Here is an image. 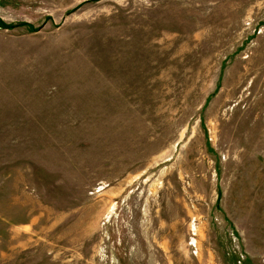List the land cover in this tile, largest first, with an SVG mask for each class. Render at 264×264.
<instances>
[{
    "label": "rangeland",
    "instance_id": "rangeland-1",
    "mask_svg": "<svg viewBox=\"0 0 264 264\" xmlns=\"http://www.w3.org/2000/svg\"><path fill=\"white\" fill-rule=\"evenodd\" d=\"M0 264H264V0H0Z\"/></svg>",
    "mask_w": 264,
    "mask_h": 264
}]
</instances>
